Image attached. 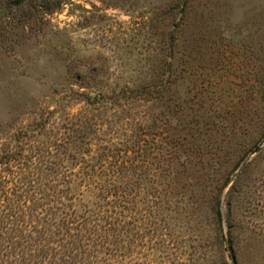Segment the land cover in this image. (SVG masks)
Wrapping results in <instances>:
<instances>
[{"label": "rangeland", "instance_id": "obj_1", "mask_svg": "<svg viewBox=\"0 0 264 264\" xmlns=\"http://www.w3.org/2000/svg\"><path fill=\"white\" fill-rule=\"evenodd\" d=\"M47 1L0 0V147L114 165L113 264H264V0Z\"/></svg>", "mask_w": 264, "mask_h": 264}, {"label": "trees", "instance_id": "obj_2", "mask_svg": "<svg viewBox=\"0 0 264 264\" xmlns=\"http://www.w3.org/2000/svg\"><path fill=\"white\" fill-rule=\"evenodd\" d=\"M59 4L53 0L40 7L55 10ZM98 96L90 102H99ZM85 118L83 112L69 118L68 140L84 135ZM35 153L38 161L24 148L0 147V264H113L118 250L114 165L87 162L74 171L57 155L41 162L43 154ZM74 180L92 187V200L75 202Z\"/></svg>", "mask_w": 264, "mask_h": 264}, {"label": "water", "instance_id": "obj_3", "mask_svg": "<svg viewBox=\"0 0 264 264\" xmlns=\"http://www.w3.org/2000/svg\"><path fill=\"white\" fill-rule=\"evenodd\" d=\"M260 144H262V142H261ZM256 149H257V148H255L254 151H255Z\"/></svg>", "mask_w": 264, "mask_h": 264}]
</instances>
